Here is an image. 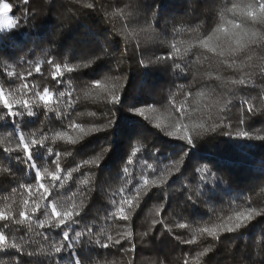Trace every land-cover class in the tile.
Segmentation results:
<instances>
[{
    "label": "trees",
    "instance_id": "trees-1",
    "mask_svg": "<svg viewBox=\"0 0 264 264\" xmlns=\"http://www.w3.org/2000/svg\"><path fill=\"white\" fill-rule=\"evenodd\" d=\"M3 2L13 5L11 18L20 21L14 31L0 34V58L6 63L19 61L13 67L26 77L25 81L10 78L13 89L20 88L24 82L35 91L49 88L53 96L70 104L74 113L71 122L80 125L85 132L91 127H103L108 118H112L111 129L87 135L80 128H60L58 122L46 124L38 120L37 114L22 118L19 124L9 121L0 125V168H12L21 178L19 184H31L32 172H24L27 165L16 163L15 157L22 155V151L9 156L3 148L16 147L17 139L12 130L22 132L29 139L30 134L38 136L42 132L49 137L46 143L53 153H59L58 162L64 175L77 169L71 181H61L65 187L54 190L53 196L59 193L58 198L68 203H88L79 218L82 224L68 230H79L87 225L121 240V244L110 249L81 247L75 255L87 261L98 259L102 264L104 261L110 264H184L185 260L189 264L204 261L207 264H242L244 261L264 264V259L256 257L255 248V242L264 237V216L239 232L224 233L219 243L198 231L228 222L229 216L245 211L249 202L256 210L264 209V140L256 138L264 136V75L254 74L248 87L232 85L230 81L241 73L221 65V57L200 47L193 48L186 58L193 62L187 75L174 70L172 61L146 66L148 59L155 60L163 54L161 50L169 49L172 43L180 46L179 42L196 41L198 37L211 34L220 22L218 12L225 0H139L144 14L132 20L126 16L127 0H29L27 5L21 0ZM88 4L93 7L89 8ZM153 14L156 21L151 20ZM146 19L155 28V39L148 44L138 40L133 31L145 26ZM174 23L182 31L173 32ZM125 31L129 38H125ZM259 54L257 50L252 63H259ZM48 59L62 65V84L52 80L53 68L46 63ZM41 62L44 63L37 73L35 66ZM179 62L183 67L184 61ZM63 65L74 70L68 72ZM216 75L221 79L216 80ZM118 84L124 87H111ZM0 86L7 87L3 78H0ZM200 92L206 95L197 96ZM113 95L122 96L114 105L111 103ZM18 98L27 97L18 93ZM245 100L255 114L247 111ZM182 106L186 109L183 113L179 111ZM139 108L143 109L142 116L136 114ZM35 111L37 113L36 108ZM194 123L215 127L216 131L197 137L189 128L196 141L192 146L155 127L159 124L162 129L175 131L177 124L191 126ZM241 131L248 132L251 138L237 136ZM59 132L82 139L75 144L67 139L52 141L50 137ZM224 132L231 134L224 135ZM183 134V128L177 132V136ZM137 147L141 152L132 157ZM99 155L104 157L99 167L85 163ZM129 158L133 160L131 165L127 163ZM35 159L38 164L55 170L54 155L49 156L39 149ZM149 164L152 169L148 168ZM125 167L127 173L123 171ZM165 178L167 182L163 185H153V181ZM84 179H89L88 186L82 184ZM121 188H124L123 193L119 192ZM113 193L118 194L113 196ZM40 195L34 192L32 199L40 201ZM27 198V193L22 187L18 189L15 181L7 178L0 181V209L10 205L11 211L18 213L23 208V199ZM127 201L132 202L131 207ZM30 207L31 202L29 210ZM119 207L129 215L128 220L120 219L119 214L105 219L109 211H117ZM179 223L189 227L179 229L176 227ZM169 227L181 239L195 242L180 243L175 235L169 234ZM0 230L6 234L10 231ZM46 230L36 229L38 232ZM62 231L49 235L59 239ZM128 232L132 233L131 237L125 235ZM21 234L16 233L10 240ZM209 244H216L214 252L198 259ZM26 247L39 250L46 248L47 242L33 236ZM73 255L66 252L60 257L61 264H72ZM9 258L0 254V260ZM19 259L20 264H47L44 256H37L35 260L26 256Z\"/></svg>",
    "mask_w": 264,
    "mask_h": 264
},
{
    "label": "snow or ice",
    "instance_id": "snow-or-ice-1",
    "mask_svg": "<svg viewBox=\"0 0 264 264\" xmlns=\"http://www.w3.org/2000/svg\"><path fill=\"white\" fill-rule=\"evenodd\" d=\"M21 3L27 5L29 4V0H21ZM87 6L92 8L93 4H88ZM12 7L13 5L11 3L0 0V17L3 18L0 20V34L12 32L19 27L20 21L11 18ZM125 7L127 8L126 16L129 20L144 14L139 0H127ZM114 14L115 13H113V15ZM218 15L220 22L215 30L211 31V34L198 37L196 41L179 42L180 46H178V43H172L169 49L161 50L163 54L156 56L155 60L148 59L146 61V66L157 62L167 64L168 61H172L171 67L174 70H178L179 73L187 75L191 71L193 62L186 58L193 48L200 47L221 57L222 59L219 61L221 65L226 66L232 71L241 73L238 78L230 81L232 85L248 87L252 83L254 74L259 72L261 75H264V0H251V2L248 3H235L233 0H225L219 9ZM151 20H157L155 14H153ZM156 27H159L158 23ZM172 30L175 33L182 31V29L176 27L175 23L173 24ZM133 31L138 40L142 41L144 44H148L155 39V28H153L152 22H149L147 19L145 26L139 28L138 31L135 29ZM124 35L125 38H129V33L127 31L124 32ZM257 50H259L260 53L258 64L252 63ZM98 58L99 57H97V59ZM179 61H184L183 67H181ZM18 62L19 61H8L6 63L5 59L0 58V78H3L7 84V87L0 86V112L3 113L0 114V125H4L9 121L13 124H19L22 118L36 115L35 108L37 107L42 109L43 115L55 111V109L50 106L53 102V93L49 88H44L42 91H35L30 88L28 83L24 82L21 84L20 88L13 89L10 78H16L21 81L26 80V77L17 73L13 67L14 63ZM43 63L44 62L36 64L35 70L37 73L41 71ZM46 63L53 68L51 75L52 80L62 84V65L60 63H55L52 59H48ZM84 66L87 67V65ZM63 67L67 68L68 72L74 70L67 65H63ZM28 75H31V73L29 72ZM215 79L219 80L221 77L216 75ZM97 87H99V85H97ZM111 87H119L122 89L124 85H111ZM109 90H111V88ZM18 93L27 98H18ZM60 95H63V93ZM85 95L88 96L90 93H85ZM190 95L191 93H189V96ZM204 95H206L204 92L197 93V96ZM121 97L120 95H113L111 103L113 105L119 103ZM216 103H219V101H216ZM226 103L230 104L231 101H227ZM244 104L248 105V101L245 100ZM173 110L175 111V109ZM223 110L224 107H221V111ZM135 111L137 115H143L142 108ZM179 111L183 113L186 109L182 106ZM247 111L255 114L253 107L250 105H248ZM56 115L61 116L62 114L57 112ZM177 118L179 119V115ZM70 127L80 128V131L87 135L88 133L109 130L113 127V122L112 118L109 117L103 127H91L87 132H85L80 125L75 123H71ZM155 127L163 131L167 136L185 140L187 144L192 146H195L196 141L193 135L189 133V128H191L192 133L197 137L209 131H216L215 127L206 128L202 123H194L191 126L187 124H177L175 126V131L162 129L159 124ZM217 127H219V125ZM182 128L184 134L182 136H177V132L181 131ZM12 134L16 136L17 145L15 148H3V152L11 156L13 152L22 151V155H17L15 157L16 163L19 165H27V167L24 168V172L31 171L34 178L31 184H19V179L21 178L18 177L17 173L12 168H0V181L6 178L15 181V186H17L18 189L22 187L28 195L27 199H23V208L18 213L11 211L10 205H5L4 209H0V229H10L7 234L0 230V254L10 257L7 261L0 260V264H20V256H26L33 260H35L37 256H44L47 264H61L60 257L66 252H72L74 254L72 264H102L98 259H92L91 261L83 260L75 255V252L81 247L88 246L110 249L121 244V240L87 225H85L84 228H79V230L69 231L68 229L72 226L82 224L79 218L88 208V203L82 201L77 205L75 202L68 203L65 200L59 199V193L57 196H53L54 190L63 189L65 187L61 181L64 179L71 181L73 179V172L77 171V169L73 168L64 175V169L61 168L58 162L59 153H53L52 147H49L46 143L49 137L42 132L38 136L30 134V139L22 134V132L17 133L15 130H12ZM223 134L230 135L231 133L224 132ZM237 136L251 138L249 133L245 131L238 132ZM256 138L264 140V136H258ZM52 139H67L69 143L75 144L79 139H82V137L73 138L68 136L67 133L59 132L56 133ZM39 149H43L49 156H55V160L53 161L55 163V170H49V167L37 163L35 153ZM140 152L141 149L137 147L132 151L131 156L136 157ZM68 155H71V152H68ZM103 158V155H99L95 159L85 161V163L95 164L99 167L100 161L103 160ZM127 163L131 165L133 160L129 158ZM148 168L152 169V165L149 164ZM123 171L127 173L128 168L125 167ZM153 171H155V169H153ZM176 171L179 172L180 169L177 168ZM166 182L167 178L159 182L153 181V185L161 186ZM145 183L147 184V181H145ZM82 184L88 186L89 179H84ZM88 191H91V189H88ZM262 191H264V189H262ZM34 192L41 194L40 201L32 199ZM119 192L123 193L124 188L119 189ZM117 194L118 193H113V196ZM198 195H201V193H198ZM189 199L191 200V197H189ZM41 201H43V204ZM30 202L31 207L29 210ZM112 203L113 206L116 205L115 200H113ZM127 203L129 207L132 206L131 201H127ZM117 214H119L122 220L129 219V215L125 214L123 207H119L117 211H109L105 219L109 217L114 218ZM261 216H264V209L256 210L251 207V202H249V207L245 211H237L234 216H229L228 222L215 224L211 227H202L198 231L200 234H204L207 238H211V240L219 243L224 233L232 234L239 232L241 229L247 228L249 224ZM176 227L179 229H186L189 225L186 223H179ZM37 228L47 230L38 232L36 231ZM57 230H63L59 239L49 235V233H55ZM167 231L169 234L175 235L170 227L167 228ZM18 232L22 234L18 238L10 240V237H14ZM125 235L131 237L132 233L128 232ZM33 236L41 237L42 240L47 242V247H41L39 250H28L26 245L32 242ZM175 239L182 244H192L195 242L192 239H181L179 235H175ZM215 247L216 244H209V246L204 247L199 253L198 259L206 257L209 253L214 252ZM255 248L256 257L264 259V237H261L255 242ZM9 253H16L18 255H9ZM103 264H110V262L104 261ZM184 264H189L188 260H185ZM203 264H207V261H204ZM242 264H249V262L244 261Z\"/></svg>",
    "mask_w": 264,
    "mask_h": 264
},
{
    "label": "rangeland",
    "instance_id": "rangeland-1",
    "mask_svg": "<svg viewBox=\"0 0 264 264\" xmlns=\"http://www.w3.org/2000/svg\"><path fill=\"white\" fill-rule=\"evenodd\" d=\"M2 19L3 18L0 17V20ZM74 93L75 94L77 93L76 88H74ZM73 100H74V104L76 105V99L73 98ZM50 106L53 107L55 111L52 113H48L46 115H43L42 109L40 107L36 108L38 120L43 121L44 123L49 125H53L55 122H58L60 124V128L65 127L67 130H69L70 124L72 123L71 119L74 116L73 111L70 110L69 103L59 96L56 97L53 96V102ZM57 112L61 113L62 115L57 116L56 115ZM52 138L53 136L50 137L52 141L58 142V139L53 140Z\"/></svg>",
    "mask_w": 264,
    "mask_h": 264
}]
</instances>
